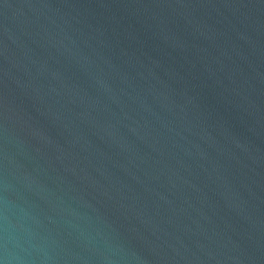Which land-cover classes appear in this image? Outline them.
<instances>
[{
	"label": "water",
	"instance_id": "obj_1",
	"mask_svg": "<svg viewBox=\"0 0 264 264\" xmlns=\"http://www.w3.org/2000/svg\"><path fill=\"white\" fill-rule=\"evenodd\" d=\"M3 235L25 264H264V0H0Z\"/></svg>",
	"mask_w": 264,
	"mask_h": 264
},
{
	"label": "clouds",
	"instance_id": "obj_2",
	"mask_svg": "<svg viewBox=\"0 0 264 264\" xmlns=\"http://www.w3.org/2000/svg\"><path fill=\"white\" fill-rule=\"evenodd\" d=\"M4 220H5V223L3 226V232L6 233L7 232V217H5ZM0 241H2V243H0V249H2V255H0V264H25L24 261L18 258L15 261L10 259L6 235L0 236Z\"/></svg>",
	"mask_w": 264,
	"mask_h": 264
}]
</instances>
